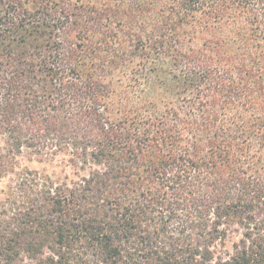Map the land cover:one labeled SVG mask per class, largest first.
Masks as SVG:
<instances>
[{"label":"trees","instance_id":"trees-1","mask_svg":"<svg viewBox=\"0 0 264 264\" xmlns=\"http://www.w3.org/2000/svg\"><path fill=\"white\" fill-rule=\"evenodd\" d=\"M0 180V264H264V0H0Z\"/></svg>","mask_w":264,"mask_h":264},{"label":"rangeland","instance_id":"rangeland-1","mask_svg":"<svg viewBox=\"0 0 264 264\" xmlns=\"http://www.w3.org/2000/svg\"><path fill=\"white\" fill-rule=\"evenodd\" d=\"M20 165L26 166L30 169H37V170H45L48 173H54V175H60L63 172L64 169H62V166L58 162H38L36 160L27 159L26 157H21L20 159ZM5 190V181L0 180V202L3 197V193Z\"/></svg>","mask_w":264,"mask_h":264}]
</instances>
